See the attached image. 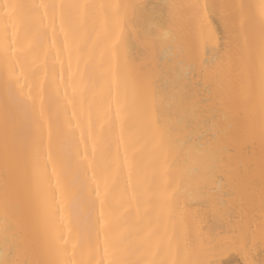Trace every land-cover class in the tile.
Instances as JSON below:
<instances>
[{"label":"bare ground","instance_id":"obj_1","mask_svg":"<svg viewBox=\"0 0 264 264\" xmlns=\"http://www.w3.org/2000/svg\"><path fill=\"white\" fill-rule=\"evenodd\" d=\"M262 2L0 0V216L7 111L20 159L15 186L19 209L14 219L31 246L29 260L44 258L49 210L62 202L67 228L84 236L78 260L108 264L103 220L114 232H129L132 241L150 233L161 243L159 249L132 256L141 264H175L183 259L191 264L220 259L223 264H264L259 101L256 131L249 134L247 111L239 101L238 77L246 71L242 37L233 40L237 62L231 69L214 63L227 37L221 9L211 7L242 3L256 15ZM6 3L31 6L13 17L16 35L12 36L9 23L7 42L3 37L8 18L2 7ZM68 4L87 7L75 10L71 27L65 22L62 31L61 9L50 6ZM193 4L209 6L206 26L188 7ZM162 32L170 34L171 50L155 39ZM146 36L153 39L146 41ZM13 39L15 52L6 62L5 45ZM217 73L219 80L209 90ZM177 80L183 82L182 89L173 87ZM10 93L28 100L26 114L12 103ZM118 105L123 121L116 116ZM109 106L106 118L103 114ZM214 125L227 134L232 150L221 164L227 173L225 183L209 181L208 189H202L207 178L193 179L189 169L196 146L216 132ZM126 155L135 161L131 182L123 166ZM116 161L122 166L119 171ZM209 190L218 193L212 202L207 199ZM129 206L131 214L125 212ZM250 233L254 243L245 248ZM4 254L0 236V256Z\"/></svg>","mask_w":264,"mask_h":264},{"label":"snow or ice","instance_id":"obj_2","mask_svg":"<svg viewBox=\"0 0 264 264\" xmlns=\"http://www.w3.org/2000/svg\"><path fill=\"white\" fill-rule=\"evenodd\" d=\"M5 10V16L8 18L4 25V40L9 41V23L12 25V36L16 35V24L13 19L20 11L26 7H31L21 4L6 3L2 5ZM40 7H49L41 5ZM55 10L61 9V30H64V23L67 22L71 27L74 12L77 9L87 7L85 5H52ZM173 7V6H169ZM194 10L196 18L199 20L202 27L207 25L208 8L206 5L193 4L188 6ZM212 8L221 9L220 15L224 21L226 41L225 44L217 50L216 61L231 69L237 62V55L233 52V40L236 37H242V47L244 55L241 57L245 64L246 71L239 75L238 82L240 85L239 101L242 103L247 111V131L249 134H254L257 126V99L259 101V129L261 137L264 138V2L259 6L258 14L253 15L246 11L247 6L244 4H221L213 5ZM55 17V11L53 12ZM162 27V26H161ZM69 33L65 32V43L67 45ZM152 36H146L145 40H152ZM161 43L168 45L170 34L162 32L155 37ZM11 44L6 43L4 53L5 60L15 52V48ZM169 49L171 50V46ZM215 47V45H214ZM11 49V51L9 50ZM182 51V49H181ZM223 54H220V53ZM180 53L177 52L176 56ZM198 56L194 57L190 67L195 68ZM203 63V62H201ZM201 72L204 69L201 68ZM219 80V73L216 74L215 79H210L208 89ZM11 80L6 84L10 89ZM173 87L182 89L184 84L177 80ZM10 98L14 105H17L21 112L27 113L30 105L27 99L22 95H15L10 93ZM111 106L105 110L104 116L109 117ZM41 115L43 113L41 112ZM75 115V113H73ZM89 120H91L92 112L89 110ZM116 116L121 121L124 117L121 115V108L118 105L116 108ZM10 114L5 113V129H4V150L2 158L3 167V196H2V216H0V236L5 249V254L0 256V264H92L91 260L77 259L78 249H82L84 236L83 234L73 235L71 229L67 228L65 221L66 208L61 202L57 205L55 210H49V224L50 231L47 234V240L43 247L42 255L44 258L29 260L27 257L31 253V246L23 237V232L14 219L16 211L19 209V204L15 201V186L20 171V159L14 146V140L9 128ZM216 132L209 138L205 144L196 146L195 160L193 161L189 173L193 179L203 175L207 178L205 183L200 185L202 189H208V182L215 185L222 186L225 183L226 170L221 167L222 161L226 155L232 150L226 139V133L222 132L218 126ZM123 132V128L121 129ZM167 133H165L166 135ZM51 157H49L50 159ZM86 159V157H85ZM123 166L128 169V179L131 182L133 170L135 168L134 159L130 160L126 155ZM122 166L118 161L115 162V169L119 171ZM55 172V168H53ZM107 189V180L105 181ZM99 195V192H97ZM218 195L214 190H209L207 197L209 202H212L214 197ZM135 199V195L133 196ZM139 207L135 209L138 214ZM67 212L70 215L72 212L71 205L67 207ZM127 214L133 212L131 206L125 209ZM103 217V212H101ZM101 229L104 230L103 235V251L106 258H109L108 264H141L138 259H133L137 251L150 252L153 247L159 249L161 243L152 239L149 233L145 236H140L137 240L130 239V233L127 231L114 232L111 230L110 223L105 224L103 220L100 221ZM65 229H67V234ZM99 235V233H98ZM261 242H264V225H261ZM254 243V234L250 233L245 237L244 247L247 248L249 244ZM23 254V260L12 257ZM97 264H103V261H98ZM150 264H157L156 261ZM175 264H191L190 260L183 259L176 261ZM211 264H223V259L219 261H212Z\"/></svg>","mask_w":264,"mask_h":264}]
</instances>
